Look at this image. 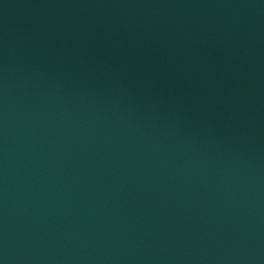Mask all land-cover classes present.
<instances>
[{
  "label": "water",
  "instance_id": "water-1",
  "mask_svg": "<svg viewBox=\"0 0 264 264\" xmlns=\"http://www.w3.org/2000/svg\"><path fill=\"white\" fill-rule=\"evenodd\" d=\"M0 264H264V0H0Z\"/></svg>",
  "mask_w": 264,
  "mask_h": 264
}]
</instances>
